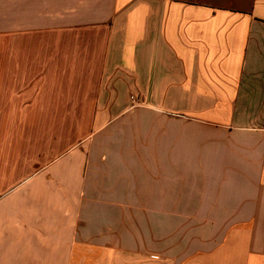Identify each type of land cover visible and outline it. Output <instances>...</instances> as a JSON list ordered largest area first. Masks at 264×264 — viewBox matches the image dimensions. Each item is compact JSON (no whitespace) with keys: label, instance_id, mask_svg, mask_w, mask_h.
<instances>
[{"label":"crops","instance_id":"1","mask_svg":"<svg viewBox=\"0 0 264 264\" xmlns=\"http://www.w3.org/2000/svg\"><path fill=\"white\" fill-rule=\"evenodd\" d=\"M41 119L0 264H264V0H0V134Z\"/></svg>","mask_w":264,"mask_h":264},{"label":"rangeland","instance_id":"2","mask_svg":"<svg viewBox=\"0 0 264 264\" xmlns=\"http://www.w3.org/2000/svg\"><path fill=\"white\" fill-rule=\"evenodd\" d=\"M69 121L70 120L67 119L29 120V124H27L29 128L25 131L26 133L0 134V165L3 163L10 165H15L16 163L20 164V162L24 160V156L20 152L24 141L38 145L39 147L52 149V132L59 131L61 133L58 135L59 137L61 136V141L54 145V149L56 150L57 147L63 148L68 141H63L64 135L62 134L67 132ZM12 126L13 128L23 127L19 124H13Z\"/></svg>","mask_w":264,"mask_h":264}]
</instances>
